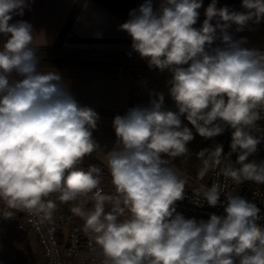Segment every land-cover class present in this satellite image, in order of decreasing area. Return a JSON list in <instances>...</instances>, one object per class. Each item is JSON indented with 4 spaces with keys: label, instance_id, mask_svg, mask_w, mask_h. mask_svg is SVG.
I'll list each match as a JSON object with an SVG mask.
<instances>
[{
    "label": "clouds",
    "instance_id": "obj_1",
    "mask_svg": "<svg viewBox=\"0 0 264 264\" xmlns=\"http://www.w3.org/2000/svg\"><path fill=\"white\" fill-rule=\"evenodd\" d=\"M31 2L0 0V35L7 38L0 47V201L51 221L57 205L48 197L59 193L60 202L74 204L104 264H264L261 209L213 183L204 200L215 207L224 193L225 215L186 219L176 211L186 181L171 164L188 155L192 129L208 139L231 128L227 158L237 153L239 167L229 159L224 174L238 184H264V161L248 159L264 140L253 134L264 131L257 123L264 120V52L243 47L246 38L235 40L229 31L260 23L264 0H242L244 12L212 0L200 28L194 25L203 0H161L158 10L145 0L119 26L149 68L171 74L179 111H162L158 94L150 106L114 117L116 141L106 155L115 195L99 187L101 168L81 166L100 148L93 138L99 114L74 99L58 71L40 70L32 25L10 23ZM217 40L223 46L213 47ZM197 157L209 168L226 156L217 144ZM89 199L93 207L86 211ZM125 210L130 215L121 220Z\"/></svg>",
    "mask_w": 264,
    "mask_h": 264
},
{
    "label": "crops",
    "instance_id": "obj_2",
    "mask_svg": "<svg viewBox=\"0 0 264 264\" xmlns=\"http://www.w3.org/2000/svg\"><path fill=\"white\" fill-rule=\"evenodd\" d=\"M211 2L212 0H203L194 27H202L206 18L205 10ZM143 3L145 0H32L30 8H26L22 16L14 15L10 23L23 20L32 25L34 42L31 47L63 46L135 52L132 49L131 37L119 26L130 18L129 13L132 10H138ZM152 3L154 10H158L161 0H152ZM216 6L217 8L227 6L230 11H246L242 7V0H217ZM229 31L235 40L246 38L243 47L264 52V19L258 24L250 22L243 31L237 32L236 25H233ZM6 39L0 35V47ZM216 46L223 45L217 40L213 44V47ZM41 71H58L74 99L81 106L90 107L99 114L100 119L97 121V128L93 130V138L100 148L85 157L81 166L85 169L89 165L101 168V181L104 182L109 195H115L106 155L116 141L113 119L116 115H125L133 107H143L142 99L133 93L131 75L120 70L43 69ZM182 173L183 171L179 176L182 177ZM58 197L59 193H53L48 199L57 205L52 220L56 224L58 233L62 235L71 229L81 227L84 220L72 212L71 209L74 207L72 202L62 203ZM92 207L93 202L89 199L84 208L87 211ZM111 210L112 205L107 204L105 211ZM59 215H63L62 221L58 220ZM128 215L130 214L125 210L120 219L123 220ZM21 219L19 210L10 209L0 201V264H45L31 233L24 232L33 256H27L18 242L16 233L21 231L16 228V224ZM95 255L94 264H104L105 257L96 243Z\"/></svg>",
    "mask_w": 264,
    "mask_h": 264
},
{
    "label": "built area",
    "instance_id": "obj_3",
    "mask_svg": "<svg viewBox=\"0 0 264 264\" xmlns=\"http://www.w3.org/2000/svg\"><path fill=\"white\" fill-rule=\"evenodd\" d=\"M164 112L178 113L179 109L171 98L170 92L161 109ZM264 115V113H262ZM181 119H185L181 117ZM259 127L264 130V120L257 122ZM231 128L216 137L206 139L205 148H214L217 144L223 145L222 162L219 166L205 168L200 160L202 171L199 174H191L183 171L181 179L186 181L184 199L177 201L176 211L183 214L186 219L195 218L196 220H207L210 214L225 215L224 205L226 197L221 193V203L211 207L204 200V188L210 187L213 183L221 186L223 191L231 192L234 195L255 203L261 209L260 215L264 217V184H257L253 181H244L240 184L235 182L231 177L226 176L223 169L230 163L236 164L237 153L227 158L230 152ZM254 135L264 136V131L259 133L253 132ZM249 161H264V140L257 146V152L249 156ZM106 194L104 182L101 181L99 186ZM22 219L16 224V228L21 232L31 233L37 244L39 253L45 264H94L96 262L95 240L93 236L84 231V223L79 228H74L60 235L53 220L48 221L41 219L27 211L19 210ZM58 220H63V215L58 216ZM264 226V219L258 221ZM83 254V255H82Z\"/></svg>",
    "mask_w": 264,
    "mask_h": 264
},
{
    "label": "trees",
    "instance_id": "obj_4",
    "mask_svg": "<svg viewBox=\"0 0 264 264\" xmlns=\"http://www.w3.org/2000/svg\"><path fill=\"white\" fill-rule=\"evenodd\" d=\"M33 48L40 60V70H120L128 72L131 77H135L137 74H145L149 70L160 71L149 68L147 60L142 59L137 52L63 46H38ZM16 238L26 255L33 256L26 234L18 232Z\"/></svg>",
    "mask_w": 264,
    "mask_h": 264
},
{
    "label": "rangeland",
    "instance_id": "obj_5",
    "mask_svg": "<svg viewBox=\"0 0 264 264\" xmlns=\"http://www.w3.org/2000/svg\"><path fill=\"white\" fill-rule=\"evenodd\" d=\"M170 80L171 74L169 72L149 70L145 74H137L135 77H132V90L135 96L142 99L143 107H148L151 100L158 98V94H163L164 102L166 101L171 87L169 86ZM182 122L185 126L192 128V125L186 119H183ZM192 130L194 139L187 145L189 149L188 155L173 158L171 164L178 172L187 171L192 174H199L203 169L197 153L204 149L206 139L195 133V129ZM164 158L167 159L166 156ZM181 172L179 173L180 175ZM106 194H109L108 189H106Z\"/></svg>",
    "mask_w": 264,
    "mask_h": 264
}]
</instances>
